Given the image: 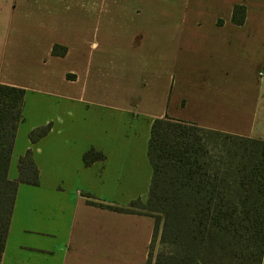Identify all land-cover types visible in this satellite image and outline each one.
<instances>
[{
  "label": "crops",
  "instance_id": "crops-1",
  "mask_svg": "<svg viewBox=\"0 0 264 264\" xmlns=\"http://www.w3.org/2000/svg\"><path fill=\"white\" fill-rule=\"evenodd\" d=\"M7 3L19 31L0 34V83L25 90L8 177L30 149L39 183L17 186L0 264H145L154 218L84 194L145 202L150 128L166 115L264 141V18L252 0H202L197 15L189 0ZM90 148L105 158L84 164Z\"/></svg>",
  "mask_w": 264,
  "mask_h": 264
},
{
  "label": "trees",
  "instance_id": "trees-1",
  "mask_svg": "<svg viewBox=\"0 0 264 264\" xmlns=\"http://www.w3.org/2000/svg\"><path fill=\"white\" fill-rule=\"evenodd\" d=\"M244 16L245 7L235 4L232 21L240 24ZM51 52L64 55L66 47L54 44ZM24 94L21 87L0 83V260L18 184L39 183L30 149L18 159V177H8L16 128L23 118ZM50 127L45 124L31 130L29 140L37 141ZM147 156L152 177L145 202L137 199L119 207L84 194L90 204L154 218L145 264H261L263 140L206 129L166 115L151 124ZM104 158L94 148L82 155L86 165Z\"/></svg>",
  "mask_w": 264,
  "mask_h": 264
},
{
  "label": "rangeland",
  "instance_id": "rangeland-1",
  "mask_svg": "<svg viewBox=\"0 0 264 264\" xmlns=\"http://www.w3.org/2000/svg\"><path fill=\"white\" fill-rule=\"evenodd\" d=\"M201 3L202 0H189V4H190L189 11L191 15H197ZM253 3L255 6H252L253 8H251V16L264 18V0H252V5ZM9 9H10V5H8L7 0H0V34H3L4 37L8 32L19 31L15 28V24H13L12 28L8 26V20L10 16ZM200 16L204 17L203 14H200ZM3 46H4V40L0 42V53H1V49H3ZM136 209L140 211L143 210V208H136ZM158 249H160V245L157 242L156 250Z\"/></svg>",
  "mask_w": 264,
  "mask_h": 264
},
{
  "label": "built area",
  "instance_id": "built-area-1",
  "mask_svg": "<svg viewBox=\"0 0 264 264\" xmlns=\"http://www.w3.org/2000/svg\"><path fill=\"white\" fill-rule=\"evenodd\" d=\"M264 75V63L261 65V67L258 70V77H262Z\"/></svg>",
  "mask_w": 264,
  "mask_h": 264
}]
</instances>
